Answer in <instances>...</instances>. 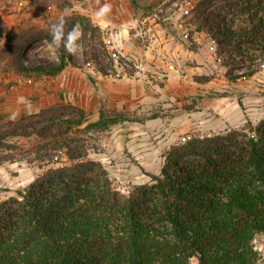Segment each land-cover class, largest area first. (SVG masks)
Masks as SVG:
<instances>
[{
	"label": "trees",
	"instance_id": "1",
	"mask_svg": "<svg viewBox=\"0 0 264 264\" xmlns=\"http://www.w3.org/2000/svg\"><path fill=\"white\" fill-rule=\"evenodd\" d=\"M76 21L92 37L98 32L86 17ZM195 24L224 59L231 82L264 67V0H202ZM2 38L8 44L0 60L10 57L21 76L56 78L75 65L63 48L56 62H26L33 42L50 41L49 28L22 40L3 24ZM93 59L101 63L97 53ZM194 105L198 101L185 110H197ZM138 122L105 110L90 122L83 108L63 99L22 122L0 116V167L32 158L47 168L0 202V264L260 262L255 242L264 236V119L171 147L160 175L122 195L105 167L88 158L85 141Z\"/></svg>",
	"mask_w": 264,
	"mask_h": 264
},
{
	"label": "rangeland",
	"instance_id": "2",
	"mask_svg": "<svg viewBox=\"0 0 264 264\" xmlns=\"http://www.w3.org/2000/svg\"><path fill=\"white\" fill-rule=\"evenodd\" d=\"M136 1L137 7L131 0H101V3L108 2L112 5V12L106 20H98L94 14L96 0H0V25L8 26L11 31L18 33L22 40L31 39L32 35L48 29L64 9L71 11V19H74L75 23L78 16H84L98 28L94 37L90 31H83L82 54L75 57L74 66H70L64 74L56 78L21 76L14 70L10 57L0 60V116L6 122H22V119L34 116L63 99L65 102L84 107L90 122H94L98 120L101 110L116 111L107 109L101 101L98 78L116 83L123 79L146 76L158 86L163 85L167 73L162 68L149 70L145 67V61L140 58L142 49L149 48L153 51L149 32L154 26L175 37V41L183 44L187 42L190 48H196L200 44L210 51L209 47L214 46L206 35L196 32V6L202 0ZM187 10L189 12L185 14ZM184 32L189 34V40L185 38ZM196 38L201 40L198 42ZM45 41L47 40H37L26 50L27 63L58 61V52L49 49ZM7 44V38L0 40V48ZM94 53L98 54L100 64L95 63ZM210 53L216 54L215 48ZM204 59L207 64L203 66L205 70H194L196 74L188 75L191 85L194 81L203 84L212 82V88H206L207 91L203 94L215 104L216 110L204 112L203 115L186 113L182 108L184 105H192L198 101V105H194L197 108L201 101L196 100L199 96L183 93L168 105L156 102L149 107L124 109L120 113L130 115L141 122L115 126L110 131L85 141L88 158L100 162L105 167L113 187L122 195H128L137 185L150 183L153 175H160L165 153L183 140L239 129L224 128L222 121H225V118L222 117V110H219L218 106H234L238 109V103L243 100L242 86L248 79L236 82L228 80L226 68L223 66L224 59L217 54L211 62L208 56ZM177 67L176 65V70ZM183 70L182 67L178 68L177 73L185 76ZM263 70L264 67L260 66L259 72ZM116 74H120V77H115ZM109 75L113 77L109 78ZM257 92L264 95V92ZM261 98V103H264L263 97ZM256 103L248 104V108L250 112L256 113L254 118L258 121L264 118V104L253 110ZM211 122L213 128L206 127ZM29 142L26 139L17 140V143L24 147L29 146ZM40 163L38 160L32 163V158H27L2 165L0 202L16 196L18 190L26 188L44 172L47 168L39 166ZM262 237H258L255 243L258 250L264 253V236ZM263 258L264 256L261 257ZM193 263L197 264L196 260H193Z\"/></svg>",
	"mask_w": 264,
	"mask_h": 264
},
{
	"label": "crops",
	"instance_id": "3",
	"mask_svg": "<svg viewBox=\"0 0 264 264\" xmlns=\"http://www.w3.org/2000/svg\"><path fill=\"white\" fill-rule=\"evenodd\" d=\"M153 32L150 29V38L152 39V49H142L141 50V59L145 61V67L149 68H162L166 74L165 83L161 86H158L153 82V80H148L145 77H141L138 79H123L116 83H109L104 79H99V88H100V99L105 105L107 109H115L118 112L127 110H134L138 106H146L155 104L156 102H162L163 105H168L170 102L175 101L178 97L186 93L188 95H195L202 97L200 100L199 108L193 111H186V113H197L203 115L204 112H212L211 110H216L214 107L215 104L212 101L206 99L203 93L207 91L206 88H212V82L209 83H197L194 81L193 85H191V78L188 74H196L194 70H205V57L208 56L209 62L214 55H211V50L215 47L211 45L209 47L210 51L206 50L205 45L199 46L196 48H190L188 43L183 44L179 41H175V37H171L167 35L165 31L159 30L157 26L153 27ZM168 37H167V36ZM207 38V37H206ZM208 39V38H207ZM201 40V38H200ZM213 44V42H210ZM169 65H173L175 67L174 70L170 71L168 69ZM176 65L177 70H176ZM183 68L185 76H180L178 72V68ZM69 67L62 73L64 74ZM246 81V79H244ZM252 83V84H251ZM264 70L262 72H258L251 78H248V81L244 82L242 86V97L241 103H238V109L234 106H229V108L224 105V107H219V110H222L223 118L225 121H222V124L225 126L224 128H240L243 127L247 121H251L252 123L259 122L254 118L256 113L250 112L248 108V104L254 105L256 102V107H253V110L259 109L261 104V97L264 95L260 94L257 91L264 92ZM251 84V86H249ZM204 88V89H201ZM259 95V96H258ZM256 96V98H255ZM261 96V97H260ZM181 97V96H180ZM184 96H182L183 98ZM194 98V97H193ZM252 100V101H251ZM255 100V101H254ZM262 100V102H264ZM251 102V103H250ZM79 104L78 102H76ZM259 104V106H257ZM187 106V105H184ZM83 107V105H82ZM84 108V107H83ZM215 108V109H214ZM85 110V109H84ZM221 114V113H220ZM205 116V115H204ZM208 119H206V122ZM210 126L213 128V123H209L206 127ZM263 238V237H262ZM264 240V239H262ZM264 246V244H263ZM261 257L264 256V253L260 251ZM196 260L197 264L198 260ZM193 263V261H192ZM264 263V258L261 259V264ZM194 264V263H193Z\"/></svg>",
	"mask_w": 264,
	"mask_h": 264
},
{
	"label": "clouds",
	"instance_id": "4",
	"mask_svg": "<svg viewBox=\"0 0 264 264\" xmlns=\"http://www.w3.org/2000/svg\"><path fill=\"white\" fill-rule=\"evenodd\" d=\"M112 12V5L108 2L101 3V0H96L95 16L98 20H106ZM71 11L64 9L58 16L56 22L50 24L49 35L50 41H45L49 49L59 51L61 48L68 54L78 57L82 54V40L84 37L81 25L70 23Z\"/></svg>",
	"mask_w": 264,
	"mask_h": 264
},
{
	"label": "built area",
	"instance_id": "5",
	"mask_svg": "<svg viewBox=\"0 0 264 264\" xmlns=\"http://www.w3.org/2000/svg\"><path fill=\"white\" fill-rule=\"evenodd\" d=\"M188 12H189V10H187L186 12H185V14H188ZM184 35H185V38L187 39V40H189V34H187L186 32H184ZM196 41H200V38H196L195 39ZM168 69L170 70V71H172V70H174L175 69V67L173 66V65H169L168 66ZM128 75V74H127ZM113 77V75H109V78H112ZM115 77H120V74H116L115 75ZM165 77V76H164ZM184 141V140H183ZM261 261V260H260ZM260 263V262H259ZM258 263V264H259ZM261 264V263H260ZM264 264V263H263Z\"/></svg>",
	"mask_w": 264,
	"mask_h": 264
}]
</instances>
